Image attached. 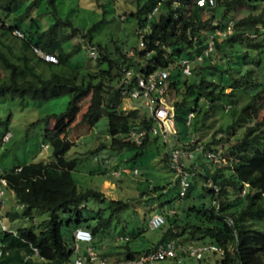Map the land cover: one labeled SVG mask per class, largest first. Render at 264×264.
I'll list each match as a JSON object with an SVG mask.
<instances>
[{
	"label": "trees",
	"instance_id": "obj_1",
	"mask_svg": "<svg viewBox=\"0 0 264 264\" xmlns=\"http://www.w3.org/2000/svg\"><path fill=\"white\" fill-rule=\"evenodd\" d=\"M19 1L0 0V10L12 12ZM41 1L29 0L27 11H34ZM56 1L48 0L47 9L53 7L49 12L55 18L46 27L40 26L29 12L17 18H27L33 27L11 23L0 15V97L47 101L68 95L65 110L38 119L54 121L57 128L61 122L73 121L83 99L89 96L88 106L80 113L77 124L93 126L106 113L109 135L108 139L100 140L98 149L119 150L134 145L140 147L133 155L136 157L152 141L151 130L156 119L151 111L147 113L139 106L122 108L123 98L127 96L124 76L128 70L137 75L168 69L170 92L182 95L171 102L177 125L173 144L195 149L194 157L186 160L187 167L195 173L185 194H179V200L174 203L167 201L157 211L166 218L155 229L161 233L160 239L145 246L141 240L134 247L130 242L137 235L115 238L110 233L114 215L126 208L129 201L113 199L103 207L107 195L102 186L80 185L74 176L79 157H68L73 141L67 134H55L51 140L52 160L0 168V185H4L1 179L5 178L7 188L14 191L17 200L6 212L0 204V220H3L0 221V264H74L78 254L74 232L78 227L88 228L93 235L90 243L114 263L140 256L160 242L178 237L196 243L214 242L223 245L225 251L194 260L186 256L180 260V253L164 259L174 264H184L187 260L194 264H230L237 260L244 264H264V225L257 224L258 220L264 221V0H216L210 7L198 5L197 0H138L140 6L136 10L131 8L119 18L137 20L136 32L139 39L143 35L145 45L116 42L110 50L99 41L94 47V57L106 62L97 68L73 67L69 58L84 43L94 46L93 29L100 27L103 18L81 29L76 26L71 9L65 15ZM246 7L247 14L239 16V10ZM206 9L211 11L208 17L203 16ZM228 27L232 30L224 32ZM14 29H20L24 35H16ZM77 32L84 37L83 41L65 47ZM210 34L213 50L203 59H196L208 45ZM34 46L55 54L58 61H46L34 51ZM151 56L153 60L147 62ZM184 57L193 59L191 73H182L180 69ZM134 85L133 81L126 89ZM135 99H131L133 103ZM214 117L226 120V125L211 132L205 120ZM132 129L147 130L141 143L132 140ZM7 130L8 125L4 133ZM173 144L169 139L166 141L163 159L167 165ZM139 172L138 169L135 174ZM165 187L153 185L138 196L155 194ZM2 196L0 192V203L4 201ZM38 209L46 212L38 227L13 231L4 221L18 217L34 219ZM154 213L145 212L148 219ZM118 242L122 245H116Z\"/></svg>",
	"mask_w": 264,
	"mask_h": 264
},
{
	"label": "rangeland",
	"instance_id": "obj_2",
	"mask_svg": "<svg viewBox=\"0 0 264 264\" xmlns=\"http://www.w3.org/2000/svg\"><path fill=\"white\" fill-rule=\"evenodd\" d=\"M106 1L112 0L56 1L57 7L65 12V15H68L71 9L72 16L76 18V26L81 29L89 28L93 25L94 21L103 18L100 27L93 29L94 46L91 47L88 43H84L79 51L70 56L69 64L71 66L97 68L98 66L104 65L106 61H100L92 54L94 47H97L99 41L107 45L110 50L114 49L116 42L120 45H124L127 41L128 46L141 45L139 43V35L136 32L138 25L137 20L125 19L122 21L120 19L122 15L131 10V8L136 10L140 6L138 0H115L104 6L102 3ZM28 2L29 0H20L14 6L12 12L0 10V15L5 16L11 23H19L25 27H33L34 25L33 23L31 25L27 18H17L18 15L24 12H29V16L34 15L37 22L42 27H46L54 21L55 17L53 13L49 12V9L53 10V7L51 6L47 9L49 5L48 0H42L39 7L35 8L34 11H27L26 4ZM247 8L248 7L244 8L245 10H239L237 14L239 16L247 14ZM210 13V9H206L203 16L208 17ZM83 38L81 33L77 32L72 36L69 42L65 43V47L70 48L74 44L82 42ZM149 60H153L152 56L149 57L147 62ZM227 90L230 91V88ZM180 97H182L180 93H168L170 102H174L176 98ZM68 99V95L54 97L47 101L0 97V135H3L6 125H8L10 131H6L5 133H11L9 140L5 141L3 144L0 142V168L10 169L14 165L25 162L52 160L54 157L53 145L51 142L52 137L58 133L61 135L67 134L68 138L74 143L68 152V157H79L78 167L76 171L73 172L77 182L85 186H93L94 184L102 186L107 195V202L102 204L103 207H107L113 199L129 201V205L126 208L118 210L114 215L110 229L111 235L115 238L125 234L131 236V238L137 235L130 242L134 247H136L137 243L141 240L143 246L149 242L158 241L161 237V233L147 226L149 221L147 214L159 211L160 207L166 204L167 201L172 200L171 202L173 203L176 199V201H178L180 194L178 176L163 159L167 149L166 138L162 134H152V141L143 149L142 153L136 157L133 155L139 151L140 147L134 145L125 146L119 150L112 148L98 149L100 140L108 139V115L104 113L93 126L77 124L78 119L81 117L80 113L88 106L89 96L83 99L81 110L76 114V118L73 121L67 120L61 122L57 127L58 132L56 131L57 128L54 121L50 123L38 121V119L45 117L49 113H60L65 110L68 105ZM136 106L150 113V110L143 104L141 98H136L134 103L129 96L123 98L122 108L131 109ZM229 108L230 106L226 107L225 110ZM225 123L226 120L224 121L222 118L219 120L218 117H214L212 120L209 118L205 120V124L208 128L210 127L209 130H211V132H214L219 126H225ZM156 124L155 122V125ZM205 128V126L202 127L203 131ZM191 129L193 130V126ZM4 135L3 140L5 139ZM168 139L171 144H173V136H170ZM43 143L47 144L48 147H44ZM115 166H119V168L125 166L130 168L137 167L140 172L138 174L124 172L120 176H115L110 173ZM106 179H108V181ZM118 183L123 185L121 186ZM157 184L165 185L166 187L158 190L155 194L146 195L144 197L138 196L141 191H148L153 185ZM4 190L7 191L6 188H4ZM2 197V199L6 200L9 198V194L6 193ZM0 204L2 205V202ZM106 210L109 211V208ZM3 211H5V209H3ZM145 212H147V214H145ZM45 218L46 212L42 209H38L34 219L18 217L11 221L8 219H4V221L10 228L18 229L20 227L35 225L38 227L39 222ZM0 221H3L2 218ZM1 222L0 230L2 227ZM257 224L262 227L264 221L258 220ZM42 227L48 228L46 225ZM66 236L67 231L65 230V237ZM120 243L121 242H118L116 245H122ZM85 245L81 246L82 251L85 250ZM206 255H212V252ZM194 263L195 262L192 260H187L184 264ZM153 264L174 263L169 260H159L155 261Z\"/></svg>",
	"mask_w": 264,
	"mask_h": 264
},
{
	"label": "built area",
	"instance_id": "obj_3",
	"mask_svg": "<svg viewBox=\"0 0 264 264\" xmlns=\"http://www.w3.org/2000/svg\"><path fill=\"white\" fill-rule=\"evenodd\" d=\"M216 0H197V4L200 6H214ZM158 4L154 7L156 10ZM153 10V11H154ZM152 14H149L151 16ZM232 28L228 27L224 32L231 31ZM18 36H23V32L20 29H14L13 31ZM143 32V31H142ZM216 32L221 33V30ZM213 35H209L208 45L203 49V51L195 56L196 59H203L205 55H208L213 50L214 41L212 39ZM140 44L145 45L143 35L140 36ZM34 51L44 58L46 61L57 62L58 58L55 54L50 52H45L41 48L34 46ZM93 56L96 55L95 51H92ZM193 59L191 57H184L181 62L180 69L182 73H191V64ZM125 89L124 93L132 98H141L143 104L150 109L154 114L156 119V125L152 127L153 134H162L166 141L169 136H174L177 133L176 128V111L173 104L168 99V93L170 92V71L168 69H155L149 70L148 72L137 75L133 74L132 70H128L124 76ZM133 79V80H132ZM135 85L127 90L128 85L133 82ZM192 112L188 114V122L190 121ZM145 129H132L130 135L132 140L137 143L143 141V136L146 134ZM10 133H5L4 140L10 138ZM44 147H48L47 144H43ZM211 155L212 153L209 152ZM195 155V149L189 147H182L180 145L173 144L170 147V157L169 165L177 173L179 178L180 195H184L186 189L190 183V177L195 173L193 170L187 167L186 160L193 158ZM19 169V168H17ZM137 173L138 169H132L125 167L123 169L115 171L117 175L121 173ZM4 185H7V180L5 178L1 179ZM166 221L165 214L162 212L154 213L148 222L150 229H157L161 227ZM5 228L6 225L3 224ZM74 237L76 241L75 250L78 252L75 257L74 264H153L155 261L172 259L178 253L181 254L180 260L183 257H192L201 259L206 256L207 253L217 252L223 254L225 247L214 242H202L196 243L193 241H182L180 238H173L167 241L160 242L153 250L144 252L140 256L132 259L120 260L114 263L108 260L106 257L101 255V251L98 250L90 242L93 238L91 231L85 227H78L74 232ZM82 243L86 244L85 250L82 251ZM36 253L38 249L34 248ZM230 264H244L241 260H237Z\"/></svg>",
	"mask_w": 264,
	"mask_h": 264
},
{
	"label": "crops",
	"instance_id": "obj_4",
	"mask_svg": "<svg viewBox=\"0 0 264 264\" xmlns=\"http://www.w3.org/2000/svg\"><path fill=\"white\" fill-rule=\"evenodd\" d=\"M7 131H10L9 129L7 130ZM10 133V132H9ZM11 134V133H10ZM6 140H3V137H2V139H1V143L3 144L4 142H5ZM1 165V164H0ZM17 165H20V164H17ZM17 165H14L13 167H17ZM1 167V166H0ZM12 167V168H13ZM126 167V166H125ZM125 167H123V168H125ZM119 168V167H118ZM115 168L116 170H111V174L112 175H115V176H120V175H117L116 173H115V171H117V170H120V169H123V168ZM130 168V167H129ZM124 173V172H123ZM107 181H108V179H106ZM105 180V181H106ZM4 188H6L7 189V191H5L4 190ZM0 192H2L3 193V195L4 194H6V193H8L9 194V198H7L6 200L4 199V201L2 200V205H1V207H2V209H5V212L8 210V209H10V207H12V206H14V205H16L17 204V200H16V197H15V194H14V191L13 190H11V189H8L7 188V186L6 185H0ZM148 224V223H147ZM11 230H13V231H15L16 229H14V228H11ZM82 245H85L84 243L82 244ZM86 246V245H85Z\"/></svg>",
	"mask_w": 264,
	"mask_h": 264
}]
</instances>
